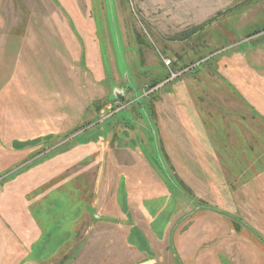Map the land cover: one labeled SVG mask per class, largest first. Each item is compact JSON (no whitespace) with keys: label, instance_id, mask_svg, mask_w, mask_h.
I'll return each instance as SVG.
<instances>
[{"label":"rangeland","instance_id":"rangeland-1","mask_svg":"<svg viewBox=\"0 0 264 264\" xmlns=\"http://www.w3.org/2000/svg\"><path fill=\"white\" fill-rule=\"evenodd\" d=\"M1 2L10 16L12 63L30 78L35 58L55 60L62 89L75 95L57 111L40 103L41 86L43 97H55L44 83L9 97L10 108L24 114L21 129L0 131L11 142H0V209L7 217L39 215L44 233L66 238L70 189L89 182L79 179V165L103 166L123 138L147 159L154 183L137 167L117 169L118 194L106 204L120 206L121 222L140 241L125 239L124 248L100 243L107 257L89 264H264V0H197L196 15L189 0ZM30 27L42 34L28 33ZM93 78L105 93L83 110ZM113 90L122 91V102ZM23 148L26 159L14 160ZM101 169L89 183L91 206ZM140 203L150 223L146 240L127 209ZM55 245L47 244L44 256ZM28 254L27 264L41 259Z\"/></svg>","mask_w":264,"mask_h":264},{"label":"crops","instance_id":"crops-1","mask_svg":"<svg viewBox=\"0 0 264 264\" xmlns=\"http://www.w3.org/2000/svg\"><path fill=\"white\" fill-rule=\"evenodd\" d=\"M3 0H0V2ZM1 2V3H2ZM191 9L193 13L196 15L198 13V4L197 0H189ZM177 9V8H176ZM178 10V9H177ZM9 13L5 12L4 10L0 11V131H10L13 129H21V111H17L15 109H11L10 106L7 104L9 97L12 95L15 96H26L28 93L27 90H34V85L38 83L42 85L43 83L46 85L44 89L50 87L51 93H54L53 98H45L42 94L43 86L40 88V102L42 107L49 108L53 111H57L60 108H68L69 105L75 99V95L73 92H69L66 89H62L66 85H60V81H62L58 74H59V67L57 66V62L54 60V64L52 60H37L36 58L32 62L31 68H35L33 70V74H31L30 70V78L26 77V73L24 68L20 64L12 63L10 60V51H9V40H10V27L6 26V19H8ZM9 20V19H8ZM28 33L31 34H42L41 28L30 27ZM37 37L34 38L36 41ZM35 43V42H34ZM36 46V45H35ZM97 51V50H96ZM95 51V52H96ZM96 59H97V69L99 67V58H97L98 53L96 52ZM20 63V62H19ZM45 75L46 77L44 78ZM53 77L50 78L49 76ZM49 77V78H47ZM60 79V80H59ZM87 83H91L89 78H84ZM97 81L93 85V92L94 94L89 95L87 93L88 99L85 98L84 93L82 94V101L80 106L83 107V110L87 109L89 105L90 98L99 97L104 94V91L101 90L100 81L97 78H93V80ZM89 86V85H88ZM30 93V91H29ZM38 93V94H39ZM51 95V94H50ZM37 96V95H33ZM91 101V100H90ZM18 109V107H17ZM19 109H22L19 107ZM18 109V110H19ZM84 112V111H83ZM24 114V112H23ZM38 125L35 124V128ZM124 131V130H123ZM102 135V134H101ZM5 136V135H4ZM7 137V136H6ZM100 140L102 139L101 136L99 137ZM98 138V139H99ZM118 141V142H117ZM122 141V142H121ZM1 144L3 147L9 145L11 142L9 140L0 139ZM121 142V143H120ZM115 147L117 149L118 154H109L103 160V166L97 161H89L82 162L83 165H79V179L88 178V181L85 186L78 183L75 187H72L70 190L72 198L68 201L71 204L72 211L69 219L67 220L66 225V238H58V236L50 234L48 231L43 232V226L45 223L43 222L42 218L38 216L32 218L31 215L28 216V219L23 220L18 218H11L7 217L8 215L0 212V264H27L26 263V255L35 256V258H41L40 260L36 261L35 264H62L58 262L59 259L63 258H70L64 264H89L87 260L91 259H105L107 256L102 255V251L97 250L100 248V243L110 242L111 244L121 243L122 246L125 242V239H128L131 243H137L140 241V238L136 235L137 230L132 229V225H124L122 220L120 219V206L118 204H110L107 205L106 201L110 199H114L118 194L117 189L114 187L113 183L116 181L117 177H115V172L117 169L125 170L127 173L132 170V168L137 167L136 169L140 170L147 178H151V182L154 183L153 178L150 174V167L146 158L139 156L134 149L124 141L123 138L116 139ZM20 146V145H19ZM18 147V146H17ZM6 148V147H5ZM119 149V150H118ZM15 158L14 160H23L26 159L27 149H19L14 150ZM94 156H92L93 158ZM94 159V158H93ZM100 160V158H99ZM20 161V162H21ZM102 167V169H101ZM102 170L101 182L98 183L96 193H98V202L91 206L92 202V192L90 181L91 177L96 178L95 174H99L100 170ZM152 170V168H150ZM153 171V170H152ZM7 175V173L3 174L2 176ZM92 175V176H91ZM1 176V177H2ZM110 182L109 188L105 186V182ZM93 184V183H92ZM155 185V184H154ZM105 186V187H104ZM5 190L2 187V192ZM155 193V191H153ZM95 193V192H93ZM152 193V195H154ZM2 193L0 192V195ZM48 194V193H47ZM133 192L131 193V195ZM43 198H46L45 196ZM39 198L40 202L44 199ZM38 200V201H39ZM136 200V199H135ZM132 202V200H131ZM52 203V202H51ZM131 204V203H130ZM129 204V205H130ZM141 208H133L130 206L128 211L130 212L129 215H132L135 219V229L139 228L138 226H142L144 228L143 233L141 234L143 239H147V232L149 226V222L143 221L145 214L147 215V211L143 208L142 203H140ZM90 209V210H89ZM141 210V211H140ZM128 212V213H129ZM22 226L23 234L17 235L20 233L21 230L18 231V228ZM27 228V229H26ZM133 238V239H132ZM54 242L56 245L54 247L53 253L48 256H44L47 253L48 249L46 250L47 244ZM70 242H74L75 246L71 250L62 251L65 247V244H69ZM13 243V244H11ZM14 245L15 251H10L8 253V247ZM121 246V247H122ZM124 248V246H123ZM136 252L139 249H135ZM12 252V253H11ZM27 252V253H26ZM63 252L67 253L64 254ZM115 252V251H114ZM13 253L15 256L12 257ZM23 253V261L20 258V255ZM64 256H60L61 254ZM117 254H110V259L120 258L123 255L116 256ZM56 259V262H50V260ZM12 259H16V261H11ZM71 260L73 263H71ZM75 261V262H74ZM105 263V262H104ZM103 263V264H104Z\"/></svg>","mask_w":264,"mask_h":264},{"label":"water","instance_id":"water-1","mask_svg":"<svg viewBox=\"0 0 264 264\" xmlns=\"http://www.w3.org/2000/svg\"><path fill=\"white\" fill-rule=\"evenodd\" d=\"M114 91V97L117 100H120L121 102L124 100V96L122 94V91H118V90H113Z\"/></svg>","mask_w":264,"mask_h":264},{"label":"built area","instance_id":"built-area-1","mask_svg":"<svg viewBox=\"0 0 264 264\" xmlns=\"http://www.w3.org/2000/svg\"><path fill=\"white\" fill-rule=\"evenodd\" d=\"M170 60H167V61H165V64L167 65V64H169L170 62H169ZM173 75V74H172Z\"/></svg>","mask_w":264,"mask_h":264},{"label":"trees","instance_id":"trees-1","mask_svg":"<svg viewBox=\"0 0 264 264\" xmlns=\"http://www.w3.org/2000/svg\"><path fill=\"white\" fill-rule=\"evenodd\" d=\"M145 113V112H144Z\"/></svg>","mask_w":264,"mask_h":264}]
</instances>
